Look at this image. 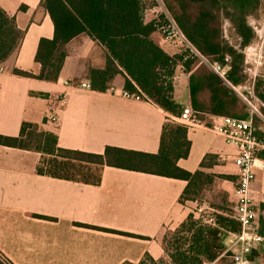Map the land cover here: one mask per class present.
I'll return each mask as SVG.
<instances>
[{"label": "crops", "instance_id": "0c3cea01", "mask_svg": "<svg viewBox=\"0 0 264 264\" xmlns=\"http://www.w3.org/2000/svg\"><path fill=\"white\" fill-rule=\"evenodd\" d=\"M0 8L24 31L19 47L0 64V134L17 135L27 121L54 132L58 146L66 149L158 151L167 116L162 109L121 96L125 90L119 75L104 92L78 86L89 83V68L104 67L100 44L85 33L70 39L55 81L16 75L13 68L38 73V41L51 39L54 26L41 0H0ZM153 39L168 54L177 53L179 45L165 42L158 32ZM172 76L174 98L185 105L187 74L179 64ZM49 114L56 122L47 119ZM187 138L189 153L177 160L179 167L195 171L205 155L213 156L202 168L214 178L201 202H179L187 184L180 178L109 165L101 167L98 184L51 177L37 172L38 152L0 145V254L11 264H138L146 254L159 260L166 229L177 227L189 213L198 217L205 204L220 211L222 204L206 196L216 190L214 185H221L217 191L225 202L233 206L236 199V145L201 126H189ZM257 155L264 157V150ZM255 175L251 187L257 228L264 170L255 168Z\"/></svg>", "mask_w": 264, "mask_h": 264}, {"label": "trees", "instance_id": "16d2710c", "mask_svg": "<svg viewBox=\"0 0 264 264\" xmlns=\"http://www.w3.org/2000/svg\"><path fill=\"white\" fill-rule=\"evenodd\" d=\"M186 40L209 63L225 67V78L232 85L245 81L244 49L256 33L249 18H257L261 0H161ZM155 0H41L54 26L51 39L40 38L35 52L38 73L13 68L19 76L55 81L66 56L65 44L81 33L89 35L105 50L102 68L88 69L89 86L104 92L116 76L123 78V89L149 101L166 114L156 153L106 146L102 153H91L58 146L57 135L40 124L23 121L17 135L0 134V145L32 150L40 154L39 174L90 184L100 182L104 165L180 178L187 184L179 202H201L204 190L214 175L202 168L211 164L207 154L200 168L187 171L177 160L187 157L190 141L189 124L178 118L185 106L191 118L210 123V117L226 115L243 118L248 114L243 100L193 52L168 54L153 39L163 24L158 18L146 19L145 9ZM234 41L224 36V23ZM24 31L15 17L0 8V64L20 45ZM236 38L238 40H236ZM187 74V103L174 98L172 75L177 65ZM254 93L264 103V81L254 83ZM91 168L97 173L88 174ZM214 214L215 224H204L189 213L175 229L171 241L162 237L164 254L155 261L148 254L138 264H204L215 262L225 247L229 233L239 230V223L223 206ZM259 233L264 235V219ZM222 257V256H221ZM226 257V256H225ZM229 261L230 259L226 257ZM251 264H264L257 248L249 253ZM0 264H11L0 254ZM231 264V262H230Z\"/></svg>", "mask_w": 264, "mask_h": 264}, {"label": "built area", "instance_id": "2783aa9c", "mask_svg": "<svg viewBox=\"0 0 264 264\" xmlns=\"http://www.w3.org/2000/svg\"><path fill=\"white\" fill-rule=\"evenodd\" d=\"M157 3V6L152 7V10L159 8L164 13V21L161 27L162 39L167 43H178L186 46L191 52L198 55L213 72L235 91L247 106L248 114L243 118L216 115L210 117L208 124L191 118L192 111L189 106H185L178 119L189 124V126H201L211 130L236 145L237 153L234 157V163L237 166L236 199L232 206L231 216L239 223V230L229 233L225 240V247L219 257H228L231 264H251L249 253L252 249L257 248L264 257V235L259 233L255 226L257 213L254 209L251 187L256 177L255 168L264 170V157L257 155L259 151L264 150V103L255 95L253 82L247 85V82L244 81V83L236 86L229 83L225 78V67L219 63H209L204 56L200 55L181 33L162 1L157 0ZM175 79V76L171 77V81ZM78 86L81 88L90 87L87 82H81ZM121 96L140 98L128 91H123ZM47 119L56 122L57 118L54 114H49ZM206 210H210V208L205 204L199 209L198 219L204 224L214 225L215 217L213 214L203 215Z\"/></svg>", "mask_w": 264, "mask_h": 264}, {"label": "rangeland", "instance_id": "374dc122", "mask_svg": "<svg viewBox=\"0 0 264 264\" xmlns=\"http://www.w3.org/2000/svg\"><path fill=\"white\" fill-rule=\"evenodd\" d=\"M155 5L157 6V0H155ZM150 6L145 9V15L148 19L158 18V22L163 24L164 21V13L161 12L159 8L152 10V7ZM166 9V8H165ZM259 16L257 18H249V23L254 28V31L256 33L255 39L251 42V44L246 47L244 51V73L246 74L245 82H247V85H250L253 82V88L254 83L258 81L259 79L264 81V33L261 32L263 26H264V0H261V4L258 10ZM170 14V13H169ZM229 24L226 22L224 23V36L228 39H231L234 41V35H232V30L228 27ZM159 34L162 37V31L159 29ZM236 40H238L236 38ZM176 45V43H175ZM178 51L177 53H182L184 51L190 52V49H188L186 46H182L181 44H178ZM191 53V52H190ZM244 83V82H243ZM97 173L96 168H91L88 174L94 175ZM221 185H214L215 191L211 189L209 192H206V196L210 197L211 201H215L218 204H222V206L227 209L228 212L232 210V203H228L224 201V195L223 192H218L217 190L220 189ZM259 217L257 220L259 221V227L257 226V229H261L260 221L264 219V204L260 207L259 210ZM203 213V212H202ZM216 212L211 210H206L203 215H209V214H215ZM198 218V217H196ZM175 228H169L166 229L164 233L167 234V240L171 241V238H173V235H175ZM148 264V263H147ZM210 264H230V261L225 256H220L219 259H217L215 262H211Z\"/></svg>", "mask_w": 264, "mask_h": 264}, {"label": "bare ground", "instance_id": "6f19581e", "mask_svg": "<svg viewBox=\"0 0 264 264\" xmlns=\"http://www.w3.org/2000/svg\"><path fill=\"white\" fill-rule=\"evenodd\" d=\"M261 32H262V33H264V26H263V28H262Z\"/></svg>", "mask_w": 264, "mask_h": 264}]
</instances>
